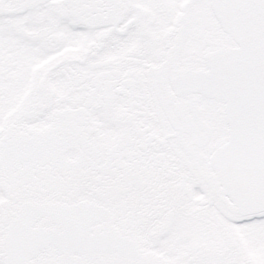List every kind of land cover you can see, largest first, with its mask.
Segmentation results:
<instances>
[{
	"label": "snow or ice",
	"instance_id": "snow-or-ice-1",
	"mask_svg": "<svg viewBox=\"0 0 264 264\" xmlns=\"http://www.w3.org/2000/svg\"><path fill=\"white\" fill-rule=\"evenodd\" d=\"M0 264H264V0H0Z\"/></svg>",
	"mask_w": 264,
	"mask_h": 264
}]
</instances>
